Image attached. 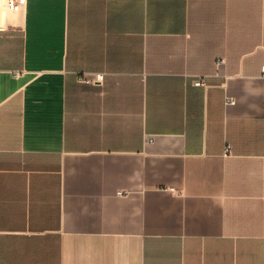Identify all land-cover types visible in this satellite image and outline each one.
I'll return each mask as SVG.
<instances>
[{
	"label": "crops",
	"instance_id": "1",
	"mask_svg": "<svg viewBox=\"0 0 264 264\" xmlns=\"http://www.w3.org/2000/svg\"><path fill=\"white\" fill-rule=\"evenodd\" d=\"M11 1L0 264H264V0Z\"/></svg>",
	"mask_w": 264,
	"mask_h": 264
},
{
	"label": "built area",
	"instance_id": "2",
	"mask_svg": "<svg viewBox=\"0 0 264 264\" xmlns=\"http://www.w3.org/2000/svg\"><path fill=\"white\" fill-rule=\"evenodd\" d=\"M14 3L15 1L12 0L11 1V7H14ZM262 72L264 74V66L262 67ZM103 77L102 76H95V77H91L90 75L88 74H83L81 77H80V80L81 82L83 83H92V84H98L100 81H102ZM195 85L196 86H201L202 85V82L200 80H198L197 82H195ZM227 104H235V100L233 98H228L227 99ZM230 148L228 147V152H229Z\"/></svg>",
	"mask_w": 264,
	"mask_h": 264
}]
</instances>
